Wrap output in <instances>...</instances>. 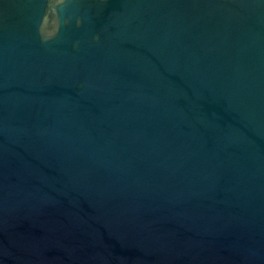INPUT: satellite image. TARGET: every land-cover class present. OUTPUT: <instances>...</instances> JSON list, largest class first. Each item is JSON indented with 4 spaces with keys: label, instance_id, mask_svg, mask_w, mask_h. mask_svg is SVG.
Here are the masks:
<instances>
[{
    "label": "water",
    "instance_id": "1",
    "mask_svg": "<svg viewBox=\"0 0 264 264\" xmlns=\"http://www.w3.org/2000/svg\"><path fill=\"white\" fill-rule=\"evenodd\" d=\"M0 264H264V0H0Z\"/></svg>",
    "mask_w": 264,
    "mask_h": 264
}]
</instances>
